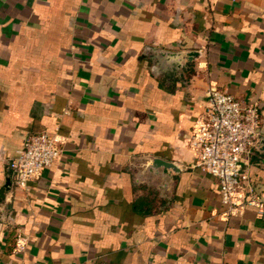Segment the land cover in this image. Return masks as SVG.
I'll return each instance as SVG.
<instances>
[{"label": "crops", "instance_id": "crops-1", "mask_svg": "<svg viewBox=\"0 0 264 264\" xmlns=\"http://www.w3.org/2000/svg\"><path fill=\"white\" fill-rule=\"evenodd\" d=\"M158 50L198 55L164 69ZM212 86L257 105L264 137V0H0V264H264V155L262 216L194 167ZM38 132L62 159L17 188Z\"/></svg>", "mask_w": 264, "mask_h": 264}, {"label": "built area", "instance_id": "built-area-1", "mask_svg": "<svg viewBox=\"0 0 264 264\" xmlns=\"http://www.w3.org/2000/svg\"><path fill=\"white\" fill-rule=\"evenodd\" d=\"M261 117L257 105L243 106L226 89L212 86L207 92L205 114L195 127L192 144L197 151L194 167L213 176L219 184L223 205L229 212L262 202L250 183L247 159L256 150L261 136ZM63 149L57 137L48 132L30 134L23 148L9 162L15 185L26 188L45 169L58 164Z\"/></svg>", "mask_w": 264, "mask_h": 264}, {"label": "water", "instance_id": "water-1", "mask_svg": "<svg viewBox=\"0 0 264 264\" xmlns=\"http://www.w3.org/2000/svg\"><path fill=\"white\" fill-rule=\"evenodd\" d=\"M157 58L161 61L164 69L169 67L171 61L176 62L179 66H184L187 62L193 61V59L198 55L197 52H171L167 50H158ZM167 67V68H166ZM256 150L264 155V137L261 135L256 144ZM154 168H161L164 171L172 170L178 172V168L172 163L161 158H154L152 160ZM11 186L10 180L6 183L4 188L0 191V196L4 197L5 193L9 191Z\"/></svg>", "mask_w": 264, "mask_h": 264}]
</instances>
